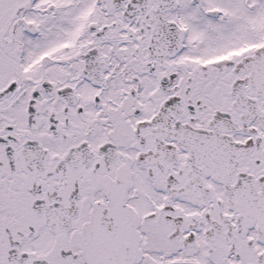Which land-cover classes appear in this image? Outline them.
<instances>
[{
  "label": "snow or ice",
  "instance_id": "1",
  "mask_svg": "<svg viewBox=\"0 0 264 264\" xmlns=\"http://www.w3.org/2000/svg\"><path fill=\"white\" fill-rule=\"evenodd\" d=\"M0 264H264V0H0Z\"/></svg>",
  "mask_w": 264,
  "mask_h": 264
}]
</instances>
